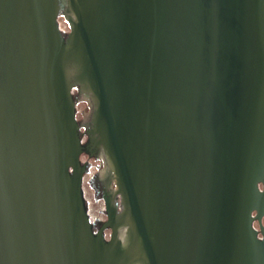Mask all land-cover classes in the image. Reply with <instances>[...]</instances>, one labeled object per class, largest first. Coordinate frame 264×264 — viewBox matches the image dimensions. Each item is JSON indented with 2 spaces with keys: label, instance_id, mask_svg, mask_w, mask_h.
<instances>
[{
  "label": "water",
  "instance_id": "1",
  "mask_svg": "<svg viewBox=\"0 0 264 264\" xmlns=\"http://www.w3.org/2000/svg\"><path fill=\"white\" fill-rule=\"evenodd\" d=\"M0 264H264V0H0Z\"/></svg>",
  "mask_w": 264,
  "mask_h": 264
}]
</instances>
